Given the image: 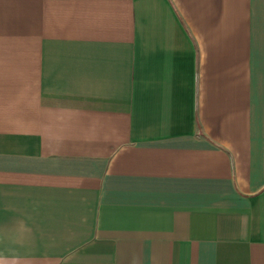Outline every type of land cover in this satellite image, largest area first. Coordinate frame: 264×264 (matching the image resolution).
<instances>
[{"label": "crops", "instance_id": "crops-1", "mask_svg": "<svg viewBox=\"0 0 264 264\" xmlns=\"http://www.w3.org/2000/svg\"><path fill=\"white\" fill-rule=\"evenodd\" d=\"M0 264H264V0H0Z\"/></svg>", "mask_w": 264, "mask_h": 264}]
</instances>
